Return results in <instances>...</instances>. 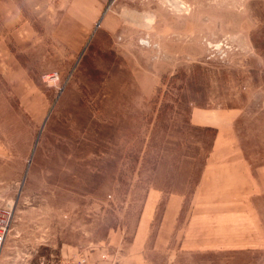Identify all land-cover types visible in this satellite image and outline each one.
I'll use <instances>...</instances> for the list:
<instances>
[{
	"label": "rangeland",
	"instance_id": "1",
	"mask_svg": "<svg viewBox=\"0 0 264 264\" xmlns=\"http://www.w3.org/2000/svg\"><path fill=\"white\" fill-rule=\"evenodd\" d=\"M238 149L264 159V0H0V264H264L183 245L205 167Z\"/></svg>",
	"mask_w": 264,
	"mask_h": 264
},
{
	"label": "crops",
	"instance_id": "2",
	"mask_svg": "<svg viewBox=\"0 0 264 264\" xmlns=\"http://www.w3.org/2000/svg\"><path fill=\"white\" fill-rule=\"evenodd\" d=\"M203 116L204 113L199 112L193 115V119L197 120V124L205 126ZM231 146L235 151V146ZM224 148V144H221L215 150L223 152ZM240 151L238 149L237 155L230 156L228 160L217 159L205 167L196 190V207L184 229L185 248L225 250L251 249L264 245V159L252 162L242 156ZM225 175H229L228 178H221ZM210 187L213 188L211 192L208 190ZM156 194H149L146 200L136 235L139 248L143 247L156 213L160 200ZM206 201L209 202L207 205ZM179 209L172 206V200L168 202L163 224L158 230L159 248L164 246L162 241L167 236L170 240L176 230ZM174 216L177 218L173 227L171 220Z\"/></svg>",
	"mask_w": 264,
	"mask_h": 264
},
{
	"label": "built area",
	"instance_id": "3",
	"mask_svg": "<svg viewBox=\"0 0 264 264\" xmlns=\"http://www.w3.org/2000/svg\"><path fill=\"white\" fill-rule=\"evenodd\" d=\"M11 223V213L0 209V250L5 242ZM56 264H107L104 262L95 263L86 255H74L60 259Z\"/></svg>",
	"mask_w": 264,
	"mask_h": 264
},
{
	"label": "bare ground",
	"instance_id": "4",
	"mask_svg": "<svg viewBox=\"0 0 264 264\" xmlns=\"http://www.w3.org/2000/svg\"><path fill=\"white\" fill-rule=\"evenodd\" d=\"M126 15V14H125Z\"/></svg>",
	"mask_w": 264,
	"mask_h": 264
}]
</instances>
